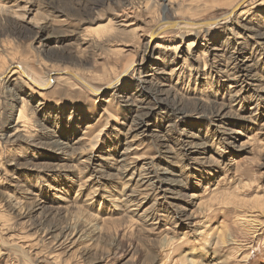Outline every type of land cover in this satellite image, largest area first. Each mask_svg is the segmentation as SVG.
I'll return each mask as SVG.
<instances>
[{
  "label": "rangeland",
  "instance_id": "1",
  "mask_svg": "<svg viewBox=\"0 0 264 264\" xmlns=\"http://www.w3.org/2000/svg\"><path fill=\"white\" fill-rule=\"evenodd\" d=\"M229 1L0 0V73L99 85L136 61L97 99L63 79L43 96L1 83L0 264H264V0L193 51L186 36L145 57L140 37L149 16L212 18Z\"/></svg>",
  "mask_w": 264,
  "mask_h": 264
},
{
  "label": "bare ground",
  "instance_id": "2",
  "mask_svg": "<svg viewBox=\"0 0 264 264\" xmlns=\"http://www.w3.org/2000/svg\"><path fill=\"white\" fill-rule=\"evenodd\" d=\"M164 1H166V0H164ZM246 1L247 0H230L229 2L224 3L225 4L224 6H226L224 12H222L219 15H216L212 18L198 19V18H193V17H188V18H185V17H179L178 18L177 17V19H168L165 16H160V17L149 16V17H147V19L143 22V25L145 27V33L140 35V37L141 36L144 37V41H145L144 48L142 50L143 55L145 57H148V54L150 52H153L154 50H159V49H168V50L173 51L174 53H177L179 48H180L179 44L181 43V40L186 38V36L193 38L192 40H189L185 43V44H187L186 45L187 49L191 50L193 47H195V42L197 43L201 39H205V37H207L208 34L216 32V31H218V32L224 31V30L229 31L228 27L229 26H231V27L235 26L237 21L239 19H241L242 17H244L245 14L247 13L245 11V7H246L245 3H247ZM168 5L169 4L164 5L163 10H165V7H167ZM3 7H4V5H3ZM3 7L2 6L0 7L1 12L3 11ZM241 7H243V9L241 11H239ZM139 8L140 7H138V9ZM146 8L147 7H144L143 8L144 10L142 9V11L145 12ZM136 9H137L136 7L130 6L129 8H123L120 12H121L122 17L125 18V17H128V15L135 14ZM4 11H5V9H4ZM138 11H141V10H138ZM238 11H239V13H238ZM2 13H5V12H2ZM14 14H16V12ZM117 17H119V16H117ZM135 25H136V22H134L132 24L129 23V25H126L125 27L135 26ZM120 26H122V25H120ZM144 27H143V29H144ZM110 32L111 31L107 32V35H106V36H108L107 37L108 40H109V37L111 35ZM235 35L236 36H242V34L240 32H236ZM261 38L264 39V35H262ZM178 39L180 40V42L175 43L176 40H178ZM154 42H156V43L154 44ZM168 42H170V43L168 44ZM153 44H154V46L152 47ZM256 44H259V43L256 42ZM126 47H128V45ZM123 49L124 48L122 47L117 51L123 52L124 51ZM191 51H193V50H191ZM132 52L137 53V47L132 48ZM197 58H199V57H197ZM200 59H202V57ZM195 61L200 62L198 59H196ZM203 64L205 67L207 66L206 61H203ZM135 67H136V61L134 59H131V60L127 61L126 63H124L120 67V69H118V71H115L114 73H112V75H106L103 78L98 77L97 80L100 84L95 85L94 83L89 81L83 73L78 72V71L62 69V70H56L54 72L52 71V73L48 72V74H45V75L43 74L44 76L40 77V76L36 75L35 73H33L31 70H29L23 64L17 63L14 65L7 66L6 69L2 73H0V85L2 82H4L5 78H8L9 75H15L16 78L19 80V82H22L29 90H31L32 92H34L36 94H41L43 96L44 95V94H42L43 91L50 89L56 80L63 79L66 81H72V83L74 84L76 89H79L88 95L90 94L92 97L97 99V98L101 97L103 95V93H105L106 90H109V89L114 90V91L119 90V88L121 86L120 83L124 82L131 72L132 73L135 72ZM228 70H229L228 74H231L233 76V79H235V80H236V77L241 76V74L236 75V73H238V72L240 73V71H231V69H228ZM225 71H226V69H225ZM243 75H242V77H243ZM237 81H241V79H239ZM128 106H131V105L128 104ZM175 109L177 110L178 106H176ZM20 118H22L21 111L18 112L17 120H19ZM130 129L132 130V132H138L139 133V132H141L142 126L136 125L134 127H131ZM138 133H137V135H138ZM98 136H96L94 139L92 138L93 140L91 139L92 142L94 143V145H95V142H97L96 138ZM125 186H126V184L123 185V188ZM124 192L120 196L121 197L125 196V198L123 199L125 201V200H127L126 198L131 196V195L130 194L126 195L127 192H125V193ZM131 193H133V189H132ZM109 194H108V199L110 202L116 203L119 201L118 196L112 195V194L109 195ZM146 196L147 195H143L142 198H144ZM195 196L196 195H191V198H194ZM10 197H12V196H8L7 199L11 200ZM132 202L129 201L130 204ZM189 202H192V201H189ZM125 203L127 204V201H125ZM15 206L16 205H14V204L12 205L13 209H16L14 211H18V213H21L23 206H21L19 204L16 207ZM132 206H133V204H132ZM131 211L132 210H129V212H131ZM189 217H191V216H189ZM184 218H186L185 219L187 222L186 225H188V227H189V224H192V226H195L197 224V222H195L194 220H193V222H194L193 223L190 218H187V215ZM64 229H66V230L63 232V234H66V233L78 234V233H81L82 227H80V229L77 230V228L72 227L71 225H68V229L67 228H64ZM62 230H61V232H62ZM202 232H203V230H202ZM199 234H198V236H199Z\"/></svg>",
  "mask_w": 264,
  "mask_h": 264
}]
</instances>
